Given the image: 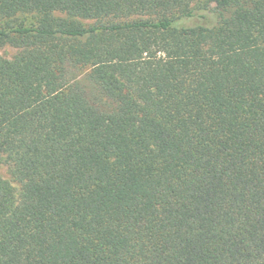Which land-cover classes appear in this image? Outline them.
<instances>
[{
  "label": "trees",
  "instance_id": "1",
  "mask_svg": "<svg viewBox=\"0 0 264 264\" xmlns=\"http://www.w3.org/2000/svg\"><path fill=\"white\" fill-rule=\"evenodd\" d=\"M5 44L0 264H264V0H0Z\"/></svg>",
  "mask_w": 264,
  "mask_h": 264
},
{
  "label": "rangeland",
  "instance_id": "2",
  "mask_svg": "<svg viewBox=\"0 0 264 264\" xmlns=\"http://www.w3.org/2000/svg\"><path fill=\"white\" fill-rule=\"evenodd\" d=\"M200 1H204V0H200ZM27 20H30V18L28 17ZM84 24H91L92 21L90 20H81ZM18 52V50L8 44L5 45H1L0 46V54H2L3 56L7 57V58H11L13 57L16 53ZM0 177L9 180L15 187L16 189H19V183H17L11 176L10 174V170H9V162L5 157H2L0 159Z\"/></svg>",
  "mask_w": 264,
  "mask_h": 264
}]
</instances>
